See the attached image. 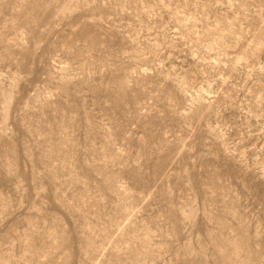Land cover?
Masks as SVG:
<instances>
[{
  "label": "rangeland",
  "instance_id": "rangeland-1",
  "mask_svg": "<svg viewBox=\"0 0 264 264\" xmlns=\"http://www.w3.org/2000/svg\"><path fill=\"white\" fill-rule=\"evenodd\" d=\"M0 264H264V0H0Z\"/></svg>",
  "mask_w": 264,
  "mask_h": 264
}]
</instances>
